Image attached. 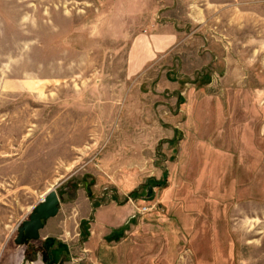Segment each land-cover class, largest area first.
Returning a JSON list of instances; mask_svg holds the SVG:
<instances>
[{
  "label": "rangeland",
  "instance_id": "1",
  "mask_svg": "<svg viewBox=\"0 0 264 264\" xmlns=\"http://www.w3.org/2000/svg\"><path fill=\"white\" fill-rule=\"evenodd\" d=\"M158 25L176 44L128 76ZM47 238L61 263L264 264V0H0V264Z\"/></svg>",
  "mask_w": 264,
  "mask_h": 264
},
{
  "label": "crops",
  "instance_id": "2",
  "mask_svg": "<svg viewBox=\"0 0 264 264\" xmlns=\"http://www.w3.org/2000/svg\"><path fill=\"white\" fill-rule=\"evenodd\" d=\"M177 39H178L177 33L167 28L166 25H158L156 28L153 29L151 34L142 35L138 37L137 39H135L131 46L128 61H127L126 72L128 76H135L136 74L140 73L149 63L154 61L162 52H166V50H168L169 48L174 47V45L177 42ZM98 217L100 218L99 210H98ZM125 222L127 221H125L124 219V221L122 220L118 225H115L114 223H111V225H113L114 227L120 228V226L122 227L125 224ZM106 232H107V235H109L108 229ZM133 232L135 231H132V233ZM106 237H102V238H106ZM133 240L135 241V239ZM151 240L152 239H150V243L151 245H153V242ZM123 246H120V249L123 248ZM121 259L122 257L119 259V257L117 256L116 264H119ZM61 260H62V257L55 264H76V263H61ZM104 261L106 260L104 259ZM138 261H139V264H152L153 263L151 255H150V258L146 256L145 259L144 258L139 259ZM32 264H43V263L37 260L36 262L34 261Z\"/></svg>",
  "mask_w": 264,
  "mask_h": 264
},
{
  "label": "water",
  "instance_id": "3",
  "mask_svg": "<svg viewBox=\"0 0 264 264\" xmlns=\"http://www.w3.org/2000/svg\"><path fill=\"white\" fill-rule=\"evenodd\" d=\"M60 209V197L56 189L50 190L38 203L28 220L23 221L22 225L18 228V236L15 240L17 245H27L32 241H38L41 238V230L45 227V223L55 217ZM53 238H47V241H51ZM60 248H64L68 251V247L64 243H59ZM63 249L56 250V257L49 264H55L58 262V253L61 254Z\"/></svg>",
  "mask_w": 264,
  "mask_h": 264
},
{
  "label": "flooded vegetation",
  "instance_id": "4",
  "mask_svg": "<svg viewBox=\"0 0 264 264\" xmlns=\"http://www.w3.org/2000/svg\"><path fill=\"white\" fill-rule=\"evenodd\" d=\"M44 244V246L48 249V253H49V257H50V259H49V261H52L53 259H55V257H56V250L58 251V250H60V249H63L62 250V252H61V254L60 253H58V260L62 257V255L64 254V252L66 251L65 250V247L64 248H60V246H59V243H57L58 244V246L57 247H55V241H54V239H52L51 241H47V239L45 240V242L43 243ZM28 245V244H27ZM51 247H53V248H51Z\"/></svg>",
  "mask_w": 264,
  "mask_h": 264
}]
</instances>
